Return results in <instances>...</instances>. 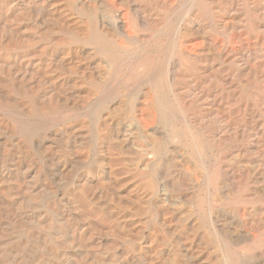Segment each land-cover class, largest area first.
<instances>
[{
  "label": "bare ground",
  "instance_id": "1",
  "mask_svg": "<svg viewBox=\"0 0 264 264\" xmlns=\"http://www.w3.org/2000/svg\"><path fill=\"white\" fill-rule=\"evenodd\" d=\"M0 264H264V0H0Z\"/></svg>",
  "mask_w": 264,
  "mask_h": 264
}]
</instances>
